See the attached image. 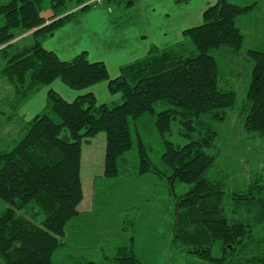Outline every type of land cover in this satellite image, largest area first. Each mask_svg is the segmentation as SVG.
Instances as JSON below:
<instances>
[{"label": "trees", "instance_id": "obj_1", "mask_svg": "<svg viewBox=\"0 0 264 264\" xmlns=\"http://www.w3.org/2000/svg\"><path fill=\"white\" fill-rule=\"evenodd\" d=\"M95 1L100 0H0V76L12 86L11 98H0V128L17 117L23 121L20 137L0 151V201L5 204L0 257L5 264H102L77 250L58 257L69 243L67 227L80 214L84 198L82 144L103 132V169L96 179L123 175L124 163L138 157L137 169L129 174L152 172L167 181L177 209L172 244L208 264H264V181L255 179L230 192L222 179L206 176L219 147L217 130L203 118L223 120L236 104L237 92L215 52L242 47L245 36L236 19L257 3L216 0L203 11L201 24L184 30L182 40L151 46L110 78L105 64L89 61L85 52L62 60L43 46L57 28L78 22ZM105 1L110 3L108 16L111 5L138 12L139 0ZM45 11L51 12L48 18L41 15ZM136 16L109 18L119 27ZM246 52L253 63L242 128L248 137H264V51ZM56 79L75 90L107 81L120 99L98 103L87 92L67 101L49 88L42 110L28 120L21 117L23 103ZM147 115L154 117L162 141L164 168L155 165L152 144L137 129L138 120ZM174 132L183 143L170 139ZM179 183L189 188L179 194ZM124 217L123 230L131 229L129 242L105 254L104 264H146L135 250V221Z\"/></svg>", "mask_w": 264, "mask_h": 264}, {"label": "rangeland", "instance_id": "obj_2", "mask_svg": "<svg viewBox=\"0 0 264 264\" xmlns=\"http://www.w3.org/2000/svg\"><path fill=\"white\" fill-rule=\"evenodd\" d=\"M232 1L242 4L254 1L257 3V7L250 13L236 19L237 26L245 36L242 47L240 49L225 47L215 52L220 70L225 73L237 92V100L233 108L227 109L225 119L211 120L208 115L203 117L217 130L219 147L217 159L206 176L222 179L230 192L245 189L248 183L255 179L264 181V137H248L242 128L244 116L242 107L253 63L246 50L252 48L264 51V0ZM108 4L110 3L105 0L95 1L92 8L107 7ZM111 8L109 16L117 19H132L137 13L136 7L119 8L111 5ZM11 96L12 86L0 76V98L6 102ZM116 101L119 100H113ZM22 124L23 121L17 117L12 123L0 128V151L10 148L20 137ZM137 129L144 139L152 144L151 155L155 165L164 168L160 158L163 145L154 129V117L151 115L141 117L137 122ZM104 137L105 134L101 132L90 138V143L82 144L81 178L84 199L89 197L92 200L94 187V202L89 208L92 211L88 215H81L76 221H71L67 227L69 243L61 250L58 258L60 259L65 252L77 250L86 254V257L104 264L105 254L110 255L117 245L129 242L131 229L125 231L122 228V217L125 214V217L132 216L135 221L133 233L135 250L146 264H208L207 261L186 253L172 244L171 224L175 204L168 192L167 181L152 172L137 177L134 173L129 174L131 170L137 169L138 157L124 163L126 173L123 175L107 179L100 177L96 179L95 185H91V181L87 185L88 169L84 166L87 149L92 147L96 159L100 160L99 164L95 163V166L90 168V175L101 174L103 164L99 146L101 145L103 149ZM170 139L179 143L184 142L175 132ZM136 146L134 137L135 149ZM175 188L180 194L189 188V184L179 183ZM4 206L5 204L0 201V211ZM0 264H5L1 257Z\"/></svg>", "mask_w": 264, "mask_h": 264}, {"label": "crops", "instance_id": "obj_3", "mask_svg": "<svg viewBox=\"0 0 264 264\" xmlns=\"http://www.w3.org/2000/svg\"><path fill=\"white\" fill-rule=\"evenodd\" d=\"M215 1L189 0L176 3L174 0H139L136 19L119 27L111 23L106 6L94 7L83 13L78 22L71 21L57 28L43 41V46L53 51L62 60H70L78 53L85 52L89 61H102L109 77L114 78L119 74L123 64L143 57L151 46L163 48L182 40L184 30L201 24L203 11ZM41 15L48 18L51 12L45 11ZM49 88L58 92L67 101H72L78 95L87 92L93 93L98 103L120 99V93L109 91L107 81L75 90L56 79L25 101L20 107L19 115L28 120L39 112L45 105L46 92ZM100 151L103 164L104 143L103 149L101 145L99 146V153ZM86 155L87 158L84 160V166L88 169L86 183L89 185L91 181V185H95L96 177L100 173L90 175V168L95 166V163L99 164L100 160L96 159L95 150L92 147L87 149ZM93 190L95 191L94 187ZM94 191H92V200L89 197L83 198L79 205L81 212L74 221L92 211L89 208L94 202Z\"/></svg>", "mask_w": 264, "mask_h": 264}, {"label": "water", "instance_id": "obj_4", "mask_svg": "<svg viewBox=\"0 0 264 264\" xmlns=\"http://www.w3.org/2000/svg\"><path fill=\"white\" fill-rule=\"evenodd\" d=\"M174 216L177 217V209H175V215Z\"/></svg>", "mask_w": 264, "mask_h": 264}, {"label": "built area", "instance_id": "obj_5", "mask_svg": "<svg viewBox=\"0 0 264 264\" xmlns=\"http://www.w3.org/2000/svg\"><path fill=\"white\" fill-rule=\"evenodd\" d=\"M1 47V46H0Z\"/></svg>", "mask_w": 264, "mask_h": 264}]
</instances>
